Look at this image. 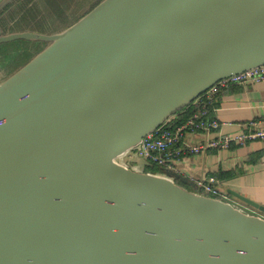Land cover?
<instances>
[{
    "label": "water",
    "instance_id": "water-1",
    "mask_svg": "<svg viewBox=\"0 0 264 264\" xmlns=\"http://www.w3.org/2000/svg\"><path fill=\"white\" fill-rule=\"evenodd\" d=\"M19 38L48 44L0 82V264H264V205L117 162L264 66V0H101Z\"/></svg>",
    "mask_w": 264,
    "mask_h": 264
},
{
    "label": "built area",
    "instance_id": "built-area-1",
    "mask_svg": "<svg viewBox=\"0 0 264 264\" xmlns=\"http://www.w3.org/2000/svg\"><path fill=\"white\" fill-rule=\"evenodd\" d=\"M259 82H264V66L221 79L190 104L196 110L184 123L174 126L169 119L143 138L136 147L118 157L117 162L136 171H142V162L162 170L174 169L175 164L186 159L187 154H201L212 149L226 150L233 145L244 146L257 140L264 141V118L241 123L238 132L223 133L222 123L215 116V109L212 113L210 108L216 103L217 94L221 90L244 83ZM197 135L203 140H191ZM198 186L200 192L208 196L227 200L220 190L216 176H208L198 181Z\"/></svg>",
    "mask_w": 264,
    "mask_h": 264
},
{
    "label": "crops",
    "instance_id": "crops-1",
    "mask_svg": "<svg viewBox=\"0 0 264 264\" xmlns=\"http://www.w3.org/2000/svg\"><path fill=\"white\" fill-rule=\"evenodd\" d=\"M215 102V116L222 123L221 132H238L241 123L264 118V82L230 86L217 94ZM191 140L203 139L197 135ZM174 171L180 176L177 182L188 189L199 188L198 181L216 176L228 200H237L231 193L237 192L264 205L263 140L244 146L233 145L226 150L187 154L186 159L175 164ZM158 173H162V169Z\"/></svg>",
    "mask_w": 264,
    "mask_h": 264
},
{
    "label": "flooded vegetation",
    "instance_id": "flooded-vegetation-1",
    "mask_svg": "<svg viewBox=\"0 0 264 264\" xmlns=\"http://www.w3.org/2000/svg\"><path fill=\"white\" fill-rule=\"evenodd\" d=\"M97 2L99 0H15L0 10V28L5 34L26 32L48 34L52 30L67 26ZM37 43V40L25 38L7 42L5 43L7 53H3V56L5 58L8 57L5 55L11 58L32 56V48L37 47ZM26 48L28 51H23ZM27 63L28 61L22 66ZM16 64H10V74L19 68Z\"/></svg>",
    "mask_w": 264,
    "mask_h": 264
},
{
    "label": "rangeland",
    "instance_id": "rangeland-1",
    "mask_svg": "<svg viewBox=\"0 0 264 264\" xmlns=\"http://www.w3.org/2000/svg\"><path fill=\"white\" fill-rule=\"evenodd\" d=\"M2 0H0L1 2ZM13 1L15 0H11V1H8V3L4 4L2 7H0L1 9H4V7H6L8 4L12 3ZM101 2V0H99V2H97L96 4H94L91 8L88 9V11H86L85 13H83L82 15H79L76 19H74L72 22H70L69 24H67V26H64V27H61L57 30H52L51 32H49L48 34H52V33H55V32H59V31H62L68 27H70L71 25H73L75 22H77L80 18H82L84 15H86L89 11H91L96 5H98L99 3ZM60 13V12H59ZM7 43V42H5ZM5 43H1L0 44V80H4L6 79L8 76H10L12 73H14L15 71H17L19 68H21L20 66H22L25 62H29L30 60H32V58L38 54L39 50L42 49L48 44L47 42H38L37 43V47H33V55H25V56H22V58H11L9 57V55H5V56H8L7 58H5L3 56V53H7L6 52V45ZM36 49H39L38 51ZM41 50V51H42ZM13 51H17V50H13ZM23 51H28V48H26L25 50ZM38 52V53H37ZM20 57V55H19ZM10 58V60H9ZM13 63H17V67L19 68H16L14 72H12L10 74V64L12 65Z\"/></svg>",
    "mask_w": 264,
    "mask_h": 264
},
{
    "label": "trees",
    "instance_id": "trees-1",
    "mask_svg": "<svg viewBox=\"0 0 264 264\" xmlns=\"http://www.w3.org/2000/svg\"><path fill=\"white\" fill-rule=\"evenodd\" d=\"M215 107H216V103H214V105L210 107L212 109V113ZM195 110L196 109L190 105L187 108L183 109L182 111L178 112L175 116L171 118L170 121L171 122L173 121L172 124L174 123L173 124L174 126L182 124L193 114ZM182 115H183V119H180ZM141 170H142L141 172L158 173L160 172L161 169L152 164L145 165L144 162H142Z\"/></svg>",
    "mask_w": 264,
    "mask_h": 264
}]
</instances>
